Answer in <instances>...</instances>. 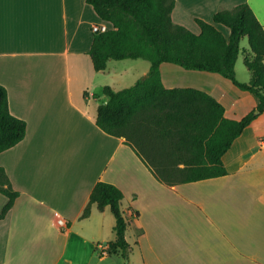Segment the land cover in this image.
I'll return each instance as SVG.
<instances>
[{
    "label": "crops",
    "instance_id": "0c3cea01",
    "mask_svg": "<svg viewBox=\"0 0 264 264\" xmlns=\"http://www.w3.org/2000/svg\"><path fill=\"white\" fill-rule=\"evenodd\" d=\"M175 1L173 21L195 33L197 18L212 22L216 12L243 2L264 26V0ZM103 22L87 0H0V84L11 113L27 123L24 139L0 153L20 192L0 220V264H125L121 254L97 248L116 238L110 208L93 203L82 217L100 180L124 193L137 250L135 261L128 252L129 264H264V111L223 155L226 175L161 181L125 137L96 123L109 99L106 85L119 90L133 67L141 68L137 76L150 70L127 59L95 70L92 27ZM161 74L167 88L212 94L229 118L256 110L253 93L218 73L162 63ZM7 200L0 193V211Z\"/></svg>",
    "mask_w": 264,
    "mask_h": 264
},
{
    "label": "trees",
    "instance_id": "16d2710c",
    "mask_svg": "<svg viewBox=\"0 0 264 264\" xmlns=\"http://www.w3.org/2000/svg\"><path fill=\"white\" fill-rule=\"evenodd\" d=\"M98 16L110 25L106 32L95 33L89 54L95 70H104L111 59L150 61L145 78L115 90L103 88L108 101L98 107L97 125L105 132L125 137L141 159L161 181L169 185L223 176L228 173L223 155L235 139L264 111V26L249 3L216 12L213 21L197 18L200 32L195 33L172 19L175 0H87ZM230 29L229 37L216 27ZM247 37L249 47L241 41ZM251 73L248 82L236 76L240 52ZM162 63H174L189 70L218 73L242 90L253 93L258 101L241 119L229 118L225 106L212 94L194 87L167 88L162 80ZM25 120L13 115L8 91L0 84V153L24 139ZM0 193L8 200L0 220L13 207L20 192L12 186L0 166ZM123 191L113 183L98 181L82 217L91 206L109 207L116 218V238L108 242L109 255L128 256L127 217L122 210Z\"/></svg>",
    "mask_w": 264,
    "mask_h": 264
},
{
    "label": "rangeland",
    "instance_id": "374dc122",
    "mask_svg": "<svg viewBox=\"0 0 264 264\" xmlns=\"http://www.w3.org/2000/svg\"><path fill=\"white\" fill-rule=\"evenodd\" d=\"M219 27L224 30L226 33H230V29L224 25H219ZM241 46L243 48H248L249 47V41H248V38L245 37L242 39L241 41ZM128 62H137V61H140V62H145V64H148V66L151 65L150 61L147 60V59H143V58H138V59H127ZM235 70H236V76L237 78L240 80V81H248L246 79H249L251 74H250V71L248 70V68L246 67V65L244 64V54H243V51L240 52L239 56H238V59H237V62H236V66H235ZM141 71V68L139 67H133L132 70L130 71V75L129 76H126L124 81L122 82L123 83V86L122 88H126V87H129L131 85H133L138 79H141L143 78L144 76H137L138 73ZM164 73H165V70H164ZM138 77V78H134V77ZM165 77H167V74L165 73ZM121 88V89H122ZM128 235H129V241L131 242V248L129 249V255H130V258L132 260H136L137 258V250H136V246L134 245L133 243V231L132 229L129 228V230L127 231ZM139 262V261H138Z\"/></svg>",
    "mask_w": 264,
    "mask_h": 264
},
{
    "label": "built area",
    "instance_id": "2783aa9c",
    "mask_svg": "<svg viewBox=\"0 0 264 264\" xmlns=\"http://www.w3.org/2000/svg\"><path fill=\"white\" fill-rule=\"evenodd\" d=\"M109 29H110V25L107 22L94 24L92 27V30L94 33L106 32ZM57 222H58V225L61 227L65 225V221L63 218H59ZM97 248L100 250L101 255H105L108 253L106 244L100 243L97 245Z\"/></svg>",
    "mask_w": 264,
    "mask_h": 264
},
{
    "label": "water",
    "instance_id": "95a60500",
    "mask_svg": "<svg viewBox=\"0 0 264 264\" xmlns=\"http://www.w3.org/2000/svg\"><path fill=\"white\" fill-rule=\"evenodd\" d=\"M144 78H145V77H144ZM255 112L258 113L259 111H258V110H255ZM125 261H126L125 264H129V262H128V258H126Z\"/></svg>",
    "mask_w": 264,
    "mask_h": 264
}]
</instances>
